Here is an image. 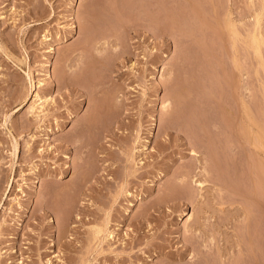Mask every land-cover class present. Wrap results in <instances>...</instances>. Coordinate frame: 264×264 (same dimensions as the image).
I'll list each match as a JSON object with an SVG mask.
<instances>
[{
    "label": "rangeland",
    "instance_id": "rangeland-1",
    "mask_svg": "<svg viewBox=\"0 0 264 264\" xmlns=\"http://www.w3.org/2000/svg\"><path fill=\"white\" fill-rule=\"evenodd\" d=\"M263 5L0 0V264H264Z\"/></svg>",
    "mask_w": 264,
    "mask_h": 264
},
{
    "label": "bare ground",
    "instance_id": "bare-ground-1",
    "mask_svg": "<svg viewBox=\"0 0 264 264\" xmlns=\"http://www.w3.org/2000/svg\"><path fill=\"white\" fill-rule=\"evenodd\" d=\"M262 12L264 11V5H263V7H262ZM263 15V14H262ZM264 17V16H263ZM258 18V17H257ZM261 18H260V16H259V20H260ZM257 20V19H256ZM258 20V21H259ZM261 22H262V20L260 21V24H261ZM257 24V25H256ZM256 24H255V27L256 26H259L260 24H258L257 23V21H256ZM254 27V28H255ZM260 27H261V25H260ZM259 27V28H260ZM235 28V27H234ZM233 27H232V29H234ZM259 28H255V31L253 32V34L255 35V32H256V34L257 35H255V37H253L254 38V41H255V39H256V42H258V41H260L262 38H261V35H260V32L258 31L259 30ZM231 28H230V26H229V31H234V30H230ZM253 34H252V36H253ZM259 35V39L260 40H258V38L256 37V36H258ZM248 37H250L249 35H248ZM252 38V37H251ZM252 38V39H253ZM264 40V39H263ZM117 41V40H116ZM245 41V40H244ZM254 41H252V42H254ZM262 42V44L264 43L263 41H261ZM115 44H117V43H115ZM257 44V46H254L257 50H258V48H259V46H258V43H256ZM252 45H254V44H252ZM118 45H116L115 47H117ZM261 46V45H260ZM253 48V47H252ZM114 51H115V49H114ZM116 52H117V48H116ZM258 53H259V51H258ZM166 56V54L164 55V57ZM242 101H240L242 104V107L241 108H243V110H241L242 112H241V114H244L243 115V117H242V125L241 126H247V128H249V127H251L253 130L255 129V127H256V131L254 130V131H252V132H256V134L255 133H253L254 135H255V138H257L256 137V135H257V130H258V140L257 141H259V143L261 142V144L263 143L262 141H264V130H262V128L260 127V126H258L257 124V122L255 123V120L252 118V117H250L251 116V111H249L250 109V107H248V103L245 101V99L243 98V99H241ZM40 101V100H39ZM45 103V102H44ZM43 103V104H44ZM169 105V104H168ZM165 107V106H164ZM169 106H167L166 105V107H165V110L166 109H169L168 108ZM39 108H40V106H39ZM32 111H33V109H31ZM250 114V115H249ZM253 115V114H252ZM249 118V119H248ZM250 125V126H249ZM245 126V127H246ZM240 127V126H239ZM233 128V127H232ZM258 128V129H257ZM251 129V130H252ZM247 130V129H246ZM250 130V129H249ZM223 132V131H222ZM252 134V135H253ZM253 135V136H254ZM252 140H253V138H252ZM222 141V140H221ZM246 144V143H245ZM247 145V144H246ZM249 145V144H248ZM223 146H224V144H223ZM210 147V146H209ZM260 147H261V145H260ZM263 147V146H262ZM224 149V148H223ZM262 149V148H261ZM210 150V149H209ZM233 150V149H232ZM235 151V150H234ZM263 152V151H262ZM221 153V152H220ZM196 155H197V153H195ZM210 155V154H209ZM216 161V160H215ZM261 161V160H260ZM208 163V162H207ZM202 164V163H201ZM207 166H204V165H201V166H197V168H196V170H190V171H186V172H184V173H182V175H180V178H179V182H180V184H181V187H182V189H184V192H182L183 193V195L188 199V201H189V203L190 204H194V195H193V193L192 192H190V190H189V186H190V184L191 185H195V187L197 186V188L198 189H200V190H202L203 188H204V184H206L204 181H202V180H200L198 177H204V176H206V175H209L210 173H209V170L206 168ZM192 169V168H191ZM211 170V169H210ZM213 175V174H212ZM257 175V174H256ZM207 177V176H206ZM212 177V176H211ZM197 178V179H196ZM210 181H212V180H210ZM193 185V186H194ZM187 188H188V190H187ZM191 189H193V188H191ZM256 191H258V190H256ZM172 192V191H171ZM259 192V191H258ZM169 193V192H168ZM220 193H222V192H220ZM217 194V193H216ZM258 195V194H257ZM168 197V196H167ZM170 199H171V197H170ZM173 199V198H172ZM221 199V198H220ZM227 199V198H226ZM231 200V199H230ZM217 201V200H216ZM196 202V201H195ZM209 203V202H208ZM207 205H209V204H207ZM209 209V208H208ZM199 210V209H198ZM201 210V209H200ZM255 211V210H254ZM200 212V211H199ZM212 213V212H211ZM143 215V214H142ZM195 218V214L193 215H188V218L186 219V225H187V228L189 227V226H191V224H192V222L195 220L196 221V218ZM207 219V218H206ZM210 219V218H209ZM208 219V220H209ZM241 220H242V218H241ZM207 221V220H206ZM205 221V222H206ZM211 221V220H210ZM198 222V221H197ZM194 223V222H193ZM207 223V222H206ZM185 224V223H184ZM205 224V223H204ZM239 225V224H238ZM204 225L202 224V226H201V228H203L204 229V227H203ZM208 227V224L206 225L205 224V227ZM206 227V228H207ZM218 227V226H217ZM224 227V226H223ZM200 228V229H201ZM209 229H211V228H209ZM204 230H206V229H204ZM187 231V230H186ZM190 231V230H189ZM200 231V230H199ZM195 236L194 237H196V235L197 236H199L198 234H201V232H199L198 233V230L197 231H195V232H192ZM215 233V232H214ZM247 233V232H246ZM209 234H211V233H209ZM208 234V235H209ZM217 234V233H216ZM215 235V234H214ZM202 237V236H201ZM190 238V237H189ZM192 238V237H191ZM194 239V238H193ZM192 239V240H193ZM207 239V238H206ZM213 239L214 238H211V237H209L208 238V242L209 243H207L206 242V240H205V242H204V244H201V245H204L203 247L206 249H208V248H210L211 247V245H212V242H213ZM189 240V239H188ZM191 240V239H190ZM215 240V239H214ZM240 240V239H239ZM201 242V241H200ZM200 242H199V244H200ZM203 243V242H202ZM214 243V242H213ZM208 244V245H207ZM195 245L197 246V244L195 243ZM239 245V244H238ZM196 246H194V247H196ZM192 247H193V244H192ZM250 247V246H249ZM200 248V247H199ZM214 249V248H213ZM195 251H196V249H194ZM238 250V249H237ZM200 251H202V253H203V250H201L200 249ZM205 251V250H204ZM208 251V250H207ZM210 251V250H209ZM193 252V251H192ZM186 253V252H185ZM195 253V252H194ZM202 253H201V255H202ZM207 253V252H206ZM206 253H204V254H206ZM212 253V252H211ZM229 253V252H228ZM194 255V254H193ZM192 254H191V257L193 256ZM214 255V254H213ZM196 256L197 255H194L192 258H191V260H196V259H194V258H196ZM209 256V255H208ZM237 256H239V254L237 255ZM208 258V257H207ZM200 259V258H199ZM205 260V259H204ZM230 260V259H229ZM198 261V260H197ZM200 261H202V260H200ZM199 261V262H200ZM221 262V261H220ZM231 262V261H230ZM194 264V263H193Z\"/></svg>",
    "mask_w": 264,
    "mask_h": 264
}]
</instances>
